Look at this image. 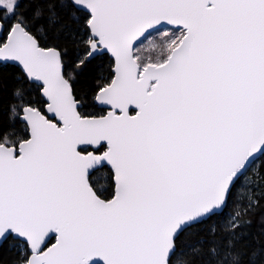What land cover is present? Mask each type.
Returning a JSON list of instances; mask_svg holds the SVG:
<instances>
[{"label":"snow or ice","instance_id":"obj_1","mask_svg":"<svg viewBox=\"0 0 264 264\" xmlns=\"http://www.w3.org/2000/svg\"><path fill=\"white\" fill-rule=\"evenodd\" d=\"M0 264H264V0H0Z\"/></svg>","mask_w":264,"mask_h":264},{"label":"trees","instance_id":"obj_2","mask_svg":"<svg viewBox=\"0 0 264 264\" xmlns=\"http://www.w3.org/2000/svg\"><path fill=\"white\" fill-rule=\"evenodd\" d=\"M100 182H101V183H103V181H102V180H101Z\"/></svg>","mask_w":264,"mask_h":264}]
</instances>
